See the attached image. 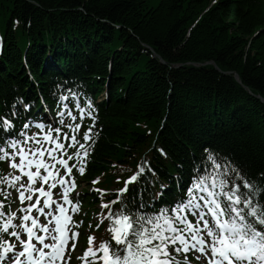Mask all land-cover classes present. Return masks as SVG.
Here are the masks:
<instances>
[{"label": "trees", "instance_id": "1", "mask_svg": "<svg viewBox=\"0 0 264 264\" xmlns=\"http://www.w3.org/2000/svg\"><path fill=\"white\" fill-rule=\"evenodd\" d=\"M0 46V117L17 104L16 130L42 102L106 93L84 180L143 165L130 209L161 184L148 215L172 206L209 155L264 189V0H0Z\"/></svg>", "mask_w": 264, "mask_h": 264}, {"label": "snow or ice", "instance_id": "2", "mask_svg": "<svg viewBox=\"0 0 264 264\" xmlns=\"http://www.w3.org/2000/svg\"><path fill=\"white\" fill-rule=\"evenodd\" d=\"M70 97L76 101L79 123L66 103ZM59 102L63 107L57 112L58 119L49 117L46 123L42 118H28L19 131L16 121L21 117L17 104L10 114L0 117V133H3L0 163L9 167L8 172L0 169V264H63L72 237L78 241L79 233H71L68 227L71 217L66 214L69 208L64 206L74 205L72 211L79 207L69 196L75 182L69 184L67 178L77 167L80 174L86 170L90 155L88 142L93 139L96 118L89 110L93 107L91 102L82 107L71 91L60 96ZM31 107L25 104L26 114ZM85 114L92 124L83 132L81 143L78 135ZM66 115L70 123H65ZM33 127L37 131L31 133ZM77 145L76 164H70L74 159L71 154L58 159L66 147L75 149ZM207 159L211 165L201 170L203 174L192 178L185 196L174 205L161 208L154 215L133 211L127 205L111 213L108 219L114 220L115 225L110 229L112 240L102 242L95 250L91 246L94 237L90 236V246L83 259L87 261L91 257V264H190L188 255L195 252L196 259L206 258L207 264H264V203H254L258 193L264 197V189L250 183L235 167L217 162L212 155ZM49 161H56L62 169L54 170L56 165ZM144 171V166L139 165L137 172L125 181V187L118 190L112 205L124 204L128 185L137 181ZM23 177L27 178L26 183H21ZM66 184L63 192H59L58 185ZM44 186L57 189L64 203L53 201V193ZM12 191L17 193L21 205L18 211L11 210ZM97 191L104 194V190ZM25 201L29 203L25 205ZM48 208H53L47 215L54 218V227L52 220L43 223L34 215L39 212L43 216ZM75 247L76 244L71 245L73 251Z\"/></svg>", "mask_w": 264, "mask_h": 264}, {"label": "rangeland", "instance_id": "3", "mask_svg": "<svg viewBox=\"0 0 264 264\" xmlns=\"http://www.w3.org/2000/svg\"><path fill=\"white\" fill-rule=\"evenodd\" d=\"M81 252H80V249H76V251L74 252V255L77 257V256H80Z\"/></svg>", "mask_w": 264, "mask_h": 264}, {"label": "water", "instance_id": "4", "mask_svg": "<svg viewBox=\"0 0 264 264\" xmlns=\"http://www.w3.org/2000/svg\"><path fill=\"white\" fill-rule=\"evenodd\" d=\"M235 78L237 79V77L235 76Z\"/></svg>", "mask_w": 264, "mask_h": 264}]
</instances>
